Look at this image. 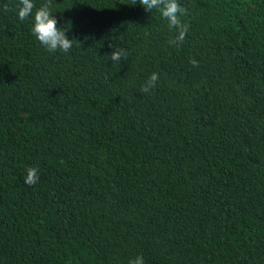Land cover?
I'll return each instance as SVG.
<instances>
[{
    "label": "trees",
    "instance_id": "trees-1",
    "mask_svg": "<svg viewBox=\"0 0 264 264\" xmlns=\"http://www.w3.org/2000/svg\"><path fill=\"white\" fill-rule=\"evenodd\" d=\"M136 2L0 0V264H264V0Z\"/></svg>",
    "mask_w": 264,
    "mask_h": 264
},
{
    "label": "clouds",
    "instance_id": "clouds-1",
    "mask_svg": "<svg viewBox=\"0 0 264 264\" xmlns=\"http://www.w3.org/2000/svg\"><path fill=\"white\" fill-rule=\"evenodd\" d=\"M137 2L133 0L135 5ZM139 3L145 7L146 11L151 12L153 9L159 10L163 18L168 21L170 30H175V37L171 43H182L186 37L188 26L184 24L180 17L186 13V9L182 8L177 0H139ZM17 14L20 21L33 18L31 31L37 40L49 52H64L67 53L73 47L75 38L69 39L67 29L58 26V20L52 12L51 0H45L39 7L34 0H18L16 5ZM5 12L9 11L8 5H4ZM88 39V37H85ZM75 41H77L75 39ZM79 42V41H78ZM112 47V45H109ZM113 62L119 63L122 59L127 58V51L120 47H114V50L107 54ZM191 63L198 66V62L193 59ZM159 76L157 73H152L145 85L142 86L141 92L148 93L150 89L155 88ZM39 181V171L36 167H27L25 183L35 185ZM130 264H145L142 256H137L130 261Z\"/></svg>",
    "mask_w": 264,
    "mask_h": 264
}]
</instances>
